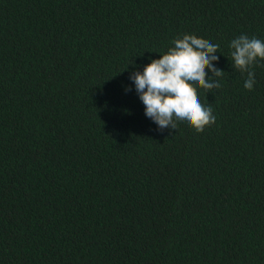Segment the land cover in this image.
<instances>
[{"label":"trees","instance_id":"16d2710c","mask_svg":"<svg viewBox=\"0 0 264 264\" xmlns=\"http://www.w3.org/2000/svg\"><path fill=\"white\" fill-rule=\"evenodd\" d=\"M185 33L220 46L203 132L161 130L130 79ZM245 34L264 41V0H0V264H264Z\"/></svg>","mask_w":264,"mask_h":264},{"label":"clouds","instance_id":"9594fccd","mask_svg":"<svg viewBox=\"0 0 264 264\" xmlns=\"http://www.w3.org/2000/svg\"><path fill=\"white\" fill-rule=\"evenodd\" d=\"M161 58L152 59L143 71L130 76L143 104L145 115L158 127L177 129V121H185L197 132L214 124L216 117L211 106H205L199 98L197 86L208 92L219 89L218 79L224 71L214 65L219 60L215 53L219 44L185 33L173 41ZM231 61L235 70L247 73L244 87L252 90L256 77L250 67L257 58L264 59V41L248 35H240L230 43ZM210 69L212 77H208ZM130 90V89H127Z\"/></svg>","mask_w":264,"mask_h":264}]
</instances>
